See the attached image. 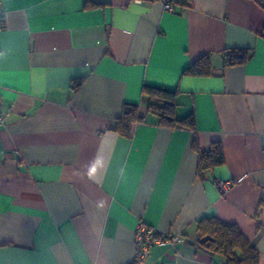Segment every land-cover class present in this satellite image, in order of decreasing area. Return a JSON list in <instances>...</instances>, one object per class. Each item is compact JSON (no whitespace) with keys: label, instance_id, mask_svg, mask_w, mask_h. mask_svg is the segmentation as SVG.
<instances>
[{"label":"crops","instance_id":"crops-1","mask_svg":"<svg viewBox=\"0 0 264 264\" xmlns=\"http://www.w3.org/2000/svg\"><path fill=\"white\" fill-rule=\"evenodd\" d=\"M0 264H224L202 218L236 225L264 264V0H0ZM250 49L231 65L225 50ZM207 58L211 74L184 71ZM78 82L79 85L75 86ZM143 86L176 91L168 128ZM144 121L114 131L123 106ZM202 150L224 163L197 174ZM227 184L222 190L220 185Z\"/></svg>","mask_w":264,"mask_h":264},{"label":"trees","instance_id":"trees-1","mask_svg":"<svg viewBox=\"0 0 264 264\" xmlns=\"http://www.w3.org/2000/svg\"><path fill=\"white\" fill-rule=\"evenodd\" d=\"M1 22L3 19L1 17ZM253 55L250 49L225 50L223 56L231 65H242ZM185 75L206 77L211 74V67L207 58L196 62L184 71ZM79 83L76 82L75 86ZM142 94L148 100L149 112L159 117V123L168 128H187L195 131L194 114L190 113L181 120L175 119L176 91L162 88L143 86ZM144 121L136 105L123 106L121 116L116 120L114 131L121 136L128 137L134 125ZM193 149L198 156L197 174L199 177L204 172L220 167L224 163L222 146L212 144L209 150L200 149L196 137ZM197 230L201 237V245L214 255L221 257L224 264H259V254L243 236L236 225L225 223L217 218H202L197 223Z\"/></svg>","mask_w":264,"mask_h":264},{"label":"built area","instance_id":"built-area-1","mask_svg":"<svg viewBox=\"0 0 264 264\" xmlns=\"http://www.w3.org/2000/svg\"><path fill=\"white\" fill-rule=\"evenodd\" d=\"M137 3L143 2H155L159 3L163 9L167 12L174 10V0H135ZM2 27L1 22V10H0V28ZM7 115L0 110V125H5ZM222 190L227 188V184L220 185ZM170 239L165 236L157 235L156 231L145 225H139L135 232V248H136V263H143L149 257V251L151 247L155 245H161L168 243Z\"/></svg>","mask_w":264,"mask_h":264}]
</instances>
